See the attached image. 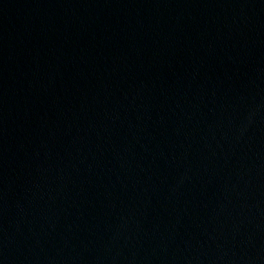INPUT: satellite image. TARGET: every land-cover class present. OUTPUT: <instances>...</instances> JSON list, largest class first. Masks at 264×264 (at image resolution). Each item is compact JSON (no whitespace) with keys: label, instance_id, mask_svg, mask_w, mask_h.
Instances as JSON below:
<instances>
[{"label":"water","instance_id":"1","mask_svg":"<svg viewBox=\"0 0 264 264\" xmlns=\"http://www.w3.org/2000/svg\"><path fill=\"white\" fill-rule=\"evenodd\" d=\"M0 264H264V0H0Z\"/></svg>","mask_w":264,"mask_h":264}]
</instances>
